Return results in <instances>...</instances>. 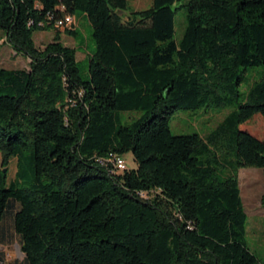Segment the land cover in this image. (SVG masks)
Masks as SVG:
<instances>
[{
    "label": "trees",
    "instance_id": "1",
    "mask_svg": "<svg viewBox=\"0 0 264 264\" xmlns=\"http://www.w3.org/2000/svg\"><path fill=\"white\" fill-rule=\"evenodd\" d=\"M129 6L0 0V34L30 60L0 69V226L11 219L25 264H264L238 181L241 169L264 172V139L241 129L264 118V77L244 102L239 91L244 69L264 66V0ZM78 11L95 44L87 80L57 27L68 17L75 36ZM47 30L55 40L40 50L34 34ZM233 104L205 139L171 132L179 111ZM129 112L142 115L123 124ZM130 153L137 167L116 172L111 160Z\"/></svg>",
    "mask_w": 264,
    "mask_h": 264
},
{
    "label": "rangeland",
    "instance_id": "2",
    "mask_svg": "<svg viewBox=\"0 0 264 264\" xmlns=\"http://www.w3.org/2000/svg\"><path fill=\"white\" fill-rule=\"evenodd\" d=\"M151 0H130L129 12L145 10L151 7ZM75 36L66 34V30H60L61 42L76 50V58L80 75L84 80L89 78V59L95 52V44L92 39V27L88 17L82 12L75 14ZM186 11H180L176 16L175 40L179 42L185 31ZM54 30L36 32L34 41L40 50L45 48L55 40ZM30 60L24 56L17 55L6 37L0 34V69L23 70L29 68ZM243 80L239 86L241 93L240 102L245 101V97L251 87L264 77V66L249 67L244 69ZM237 110V105L214 106L209 105L194 111H179L170 121V129L173 135H199L205 139L215 131L225 119ZM139 112H129L122 114V123H131L141 117ZM242 130L248 131L256 138L264 139V118L256 115L253 119L241 126ZM2 156L0 154V162ZM129 170L137 167L133 155L126 154L123 157ZM9 182L15 177L17 171V161L13 159L10 164ZM239 187L246 214L248 216L247 240L251 251L264 262V172L260 169H241L238 173ZM4 228H11V219L7 218L3 223ZM1 257L5 260L3 264H25V256L21 253L19 238L13 237L8 241V246L4 248Z\"/></svg>",
    "mask_w": 264,
    "mask_h": 264
},
{
    "label": "crops",
    "instance_id": "3",
    "mask_svg": "<svg viewBox=\"0 0 264 264\" xmlns=\"http://www.w3.org/2000/svg\"><path fill=\"white\" fill-rule=\"evenodd\" d=\"M137 1H140V0H137ZM74 23H75V16H73L72 25ZM0 164H1V162H0ZM13 237H18V236L16 235V233L13 229L12 223H11L10 229L4 228L3 224H1V226H0V254L3 253L4 248H6L8 246V241ZM4 260L5 259L3 257H1V255H0V264H3Z\"/></svg>",
    "mask_w": 264,
    "mask_h": 264
},
{
    "label": "built area",
    "instance_id": "4",
    "mask_svg": "<svg viewBox=\"0 0 264 264\" xmlns=\"http://www.w3.org/2000/svg\"><path fill=\"white\" fill-rule=\"evenodd\" d=\"M66 26H68V17L65 18L64 20H60L57 22V27L61 30L65 29ZM111 162L114 165L115 171L118 173H122L127 169L126 163L124 162L123 158H114L111 160ZM142 197L147 199L149 195L143 194Z\"/></svg>",
    "mask_w": 264,
    "mask_h": 264
},
{
    "label": "water",
    "instance_id": "5",
    "mask_svg": "<svg viewBox=\"0 0 264 264\" xmlns=\"http://www.w3.org/2000/svg\"><path fill=\"white\" fill-rule=\"evenodd\" d=\"M117 14L120 17H124V16H129L130 15V13L127 12V11H118Z\"/></svg>",
    "mask_w": 264,
    "mask_h": 264
},
{
    "label": "bare ground",
    "instance_id": "6",
    "mask_svg": "<svg viewBox=\"0 0 264 264\" xmlns=\"http://www.w3.org/2000/svg\"><path fill=\"white\" fill-rule=\"evenodd\" d=\"M68 22H69V20H68Z\"/></svg>",
    "mask_w": 264,
    "mask_h": 264
}]
</instances>
